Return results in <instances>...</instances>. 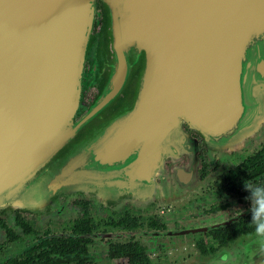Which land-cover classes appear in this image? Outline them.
Masks as SVG:
<instances>
[{"label": "water", "instance_id": "obj_1", "mask_svg": "<svg viewBox=\"0 0 264 264\" xmlns=\"http://www.w3.org/2000/svg\"><path fill=\"white\" fill-rule=\"evenodd\" d=\"M98 1L110 38L108 78L96 103L71 123L96 0H0V209L24 200L32 210L54 195L75 194L73 163L84 152L82 169L122 177L127 169L148 176L151 165L183 148V126L207 147L223 148L241 137L224 130L235 128L228 118L264 103V0ZM139 64L127 106L54 159ZM36 173L31 194L12 192Z\"/></svg>", "mask_w": 264, "mask_h": 264}, {"label": "flooded vegetation", "instance_id": "obj_2", "mask_svg": "<svg viewBox=\"0 0 264 264\" xmlns=\"http://www.w3.org/2000/svg\"><path fill=\"white\" fill-rule=\"evenodd\" d=\"M95 11L93 49L98 58L95 63L85 66L86 83L78 117L85 111L81 109L84 100L93 102L108 78L106 69L110 51L106 23L102 8L97 6ZM138 68L139 65L131 69L117 97L76 133L75 138L79 139L73 146L91 137L127 106L135 90ZM92 89L96 93L89 95ZM231 119L228 118L230 126L235 128L224 130H233L229 134L246 135L237 145H225L210 153L201 134L183 126L186 144L176 154H168L156 173L135 176L130 175L133 170L127 169L125 176L110 177L112 185H125V189L111 199H95L78 192L53 198L51 201L55 206L64 207L62 216L65 221L61 222L62 225L67 223L64 233L68 236L78 223L90 220L91 243L88 247L96 241L99 245L95 243L94 246L104 249L105 264H128L125 257L110 256L118 246L127 244L141 247L149 264H153L145 240L155 244L161 261L173 252L172 260H176H171L173 264H220V256L224 253L231 254L229 264H264V250L259 246H253L247 253L244 251L254 231L251 212L256 206L251 198L247 199L249 193L245 184L264 186V159L261 155L257 158L264 149L263 99L252 111L241 113L234 121ZM70 152L57 153L56 158H63ZM217 171V176H212ZM11 214L13 225L20 233L21 229L15 225L16 215L36 232L29 237L53 235L49 227L39 233L21 211L14 210ZM1 222L10 228L3 219ZM131 224L134 225L129 227ZM0 233L5 238L1 226ZM155 258L154 264H158V258Z\"/></svg>", "mask_w": 264, "mask_h": 264}, {"label": "rangeland", "instance_id": "obj_3", "mask_svg": "<svg viewBox=\"0 0 264 264\" xmlns=\"http://www.w3.org/2000/svg\"><path fill=\"white\" fill-rule=\"evenodd\" d=\"M96 11H94L92 23H91V29H90V34H89V39L87 42L86 50H85V55L82 63V74H81V79H80V85H79V97L77 101V107L75 110V113L72 117L71 123H75L81 116H83L97 101L95 99L93 102H91V99L84 100V107L81 109H84V113L78 117L77 113H79V107L80 104L83 103L82 97H83V87L84 83H86V72H85V66L93 62L95 63L97 57V54L95 52V49H93L94 42H95V35H96V29H95V24L97 22L96 18ZM127 53H135L134 48L129 47L127 45V48L125 49ZM92 86V84H91ZM94 89L91 90L89 95H92L95 92H93ZM85 92V91H84ZM100 94V93H99ZM98 94V95H99ZM97 95V96H98ZM88 102H91L88 104ZM99 130L94 132V134L91 137H88L86 140H83L82 142L78 143L77 145L73 146L75 143H77V139L79 137L75 138L76 133H74L73 138H71L64 146L63 148L58 152L63 154L64 152L67 153L69 150H73L76 146L80 144H84L91 140L93 136L97 134ZM209 145L207 148L209 152L211 153V150H214V146ZM88 157V152L81 153L79 157L75 158L74 161V168L78 171V173H74V175L77 174L78 180H77V192L84 195H92L94 196L95 199H101V198H107L111 199L113 196L118 194L119 192H122L123 189H125V185L122 186H114L110 182V177L111 175H106L102 173H89L88 170H84L81 168V165L83 161ZM213 172V171H212ZM217 172L213 173L212 176H217ZM40 175V174H39ZM37 175V173L33 176L31 174L26 175L22 181H20L21 189L18 188V190H14V194L21 195V196H26V194H31L33 192L34 187L32 186V181L34 179H39L41 176ZM39 176V177H38ZM31 181V182H30ZM48 180H46L43 183L42 190L44 189L46 183ZM54 181L50 183L46 188H50L54 186ZM60 185V184H59ZM200 184L199 186H201ZM72 185L66 184L63 187H61L62 191H65L67 188H70ZM40 187V186H39ZM38 187V188H39ZM74 193L69 194L68 192H64L63 196H71ZM62 195V194H60ZM60 195H54L50 197L48 200L45 201L40 207L29 210L27 209V203L26 201H20L19 204H14L12 207L11 205L6 206L4 209H0V219H3L7 225L17 234H19V240H17L14 243H9L5 241V238L2 233H0V260H3L9 256L17 254L25 245L26 243L32 242L34 240V237H29V236H23L20 235L21 233L19 232L18 229L15 228L13 225V217H12V212L14 210H19L21 211V214L24 216H28L29 221H31V225L41 233V231L45 230L46 227H49V231L51 234L56 235V236H67L66 233H64V228L66 227L67 223L65 222L64 225L61 224L62 221H65L62 216V210L64 207L58 208L57 206L54 205V203L51 201L53 198L58 197ZM120 203V202H118ZM96 208V207H95ZM95 211V209H93ZM5 217V218H4ZM28 237V238H27ZM179 239V238H178ZM96 243V244H95ZM145 243L148 244L149 246V251L147 253L149 256L152 258L151 262L154 264V258H158V264H173L176 260L173 259V252L169 255L166 256L162 261L160 260L159 256H157V251H155V244L148 242L145 240ZM95 245H99L96 241H94L92 247L89 248V255L88 258L91 263L93 264H103L105 260V255L103 252L104 249H101L100 247H96ZM153 254L155 256H153ZM174 261L173 263L171 262ZM180 260V259H178ZM105 264V263H104ZM112 264V263H111Z\"/></svg>", "mask_w": 264, "mask_h": 264}, {"label": "trees", "instance_id": "obj_4", "mask_svg": "<svg viewBox=\"0 0 264 264\" xmlns=\"http://www.w3.org/2000/svg\"><path fill=\"white\" fill-rule=\"evenodd\" d=\"M97 6L102 8L103 10V16L106 23L108 49L110 51L109 48L110 38L108 34L105 9L98 0H96L95 3V7ZM110 62H111V51H110V59L108 61V64ZM137 66H135L134 68H137ZM106 71L108 72V68L106 69ZM138 71H140V64ZM137 77L135 80L136 83H137ZM133 96L131 97V99L133 98ZM131 99L129 100V102L131 101ZM259 155H261L262 159H264V149L257 155V158H259ZM56 156L57 154L55 155L54 159H58L56 158ZM89 223L90 220L78 223L73 228L71 234H69L68 236L52 235V236H47V237L45 236L39 238L34 237V240L26 244L17 254L9 256L3 260H0V264H92L88 258L89 255L88 245L91 243V234H90L91 229ZM15 225L21 229V233L24 236L36 234V232L32 229V227L28 225L18 215L15 216ZM133 225L134 224H131L129 225V227ZM0 226L5 231L6 242L14 243L17 240H19V236L16 235L10 228L6 227L3 222L0 223ZM115 251H116L115 253H110V256L125 257L127 258L128 264H149L147 258L142 253V248L135 244L118 246V248Z\"/></svg>", "mask_w": 264, "mask_h": 264}, {"label": "clouds", "instance_id": "obj_5", "mask_svg": "<svg viewBox=\"0 0 264 264\" xmlns=\"http://www.w3.org/2000/svg\"><path fill=\"white\" fill-rule=\"evenodd\" d=\"M245 190L249 193L247 199L251 198L256 205L251 212V223L254 225V231L250 234L251 242L244 247V251L247 253L253 246H259L264 250V186H253L246 183ZM230 260L231 254L229 253L220 256V264H229Z\"/></svg>", "mask_w": 264, "mask_h": 264}, {"label": "crops", "instance_id": "obj_6", "mask_svg": "<svg viewBox=\"0 0 264 264\" xmlns=\"http://www.w3.org/2000/svg\"><path fill=\"white\" fill-rule=\"evenodd\" d=\"M233 135H235V136H241V137H240V138H235V139H233V140H229L227 145L234 146V145L239 144V142L241 141L240 139L243 138V135H244V134H243V135H241V134H239V135H237V134H233ZM245 136H246V135H244V137H245ZM222 146H225V145L222 144ZM176 153H177V152H175V153H173V154H176ZM170 155H172V154H170ZM167 156H168V154H166V156H164V158H162V159L160 160L159 163H154L153 165H151V167H150V169H149V171H148V176L151 175L152 173H156V171L160 170V168H161V162H162L165 158H167Z\"/></svg>", "mask_w": 264, "mask_h": 264}, {"label": "bare ground", "instance_id": "obj_7", "mask_svg": "<svg viewBox=\"0 0 264 264\" xmlns=\"http://www.w3.org/2000/svg\"><path fill=\"white\" fill-rule=\"evenodd\" d=\"M143 21H144V27H145L146 31L149 32V26H150L149 18L144 17Z\"/></svg>", "mask_w": 264, "mask_h": 264}]
</instances>
